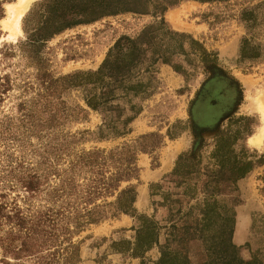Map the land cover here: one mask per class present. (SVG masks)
<instances>
[{"label": "trees", "instance_id": "trees-1", "mask_svg": "<svg viewBox=\"0 0 264 264\" xmlns=\"http://www.w3.org/2000/svg\"><path fill=\"white\" fill-rule=\"evenodd\" d=\"M179 1L40 0L21 17L22 38L1 44L0 63L18 68L0 72V100L13 88L18 91L13 110L0 114V264H79L81 239L76 236L86 226L120 214L134 219V234L132 240L111 241L115 252L137 257L143 264V254L157 244L159 227L133 207L136 152L145 148L138 149L135 143L109 149L77 146L87 139L101 141L126 132L125 126L139 111L134 99L148 94L156 63L183 72L174 56L183 55L191 64L195 59L188 55L193 54L203 66L214 65L213 55L197 40L169 29L163 20V12ZM259 7H264V0L242 8L239 19L253 24ZM120 13L159 18L134 37L119 36L93 70L59 75L49 70L43 49L54 35ZM2 14L0 1V18ZM238 51L240 59L260 55L246 37L241 38ZM124 108L130 114L120 118ZM87 109L101 116L94 130L63 129L68 122L85 119ZM238 134L237 129L219 134L209 153L212 161L202 181L204 197L193 227L204 244L205 257L199 264H264L261 249L246 260L237 255L231 241L234 214L227 208L218 210L214 199L221 186L235 183L263 161L237 155L232 146ZM153 137L148 133L138 139ZM157 143L153 139L147 145L152 148ZM197 164L179 154L171 175L182 177L177 182L183 183V175L191 172L188 167ZM188 228L192 227L184 225L182 233L187 234ZM167 240L158 246L154 264H192L184 251L171 248Z\"/></svg>", "mask_w": 264, "mask_h": 264}, {"label": "rangeland", "instance_id": "rangeland-1", "mask_svg": "<svg viewBox=\"0 0 264 264\" xmlns=\"http://www.w3.org/2000/svg\"><path fill=\"white\" fill-rule=\"evenodd\" d=\"M0 1L3 13L0 18L1 46L3 42L14 43L23 34L20 32L15 38H9L10 32L2 27L1 21L7 16V3L16 0ZM38 1L32 0L25 12ZM258 1L200 3L181 0L167 8L162 14L167 27L197 40L213 55L214 65L203 66L193 54L188 55L195 59L191 64L184 61L183 55L174 56L173 60L180 62L183 72L156 63L148 94L134 99L139 111L125 126L126 132L101 141L87 139L77 146L109 149L122 143H135L136 148H145L136 152L138 172L137 181L132 180L136 182L133 207L137 214L151 217L159 230L157 244L143 254V264H154L158 246L167 239H170L169 246L184 251L192 264H199L204 259L200 232L193 230L204 197L202 181L209 173L212 161L209 153L214 139L236 129L239 134L232 147L237 155L245 153L254 160L262 158L263 161L254 164L235 183L221 186L214 199L218 210L227 208L234 214L231 241L237 255L246 260L256 250L264 251V7L256 9L253 24L239 19L242 8L251 7ZM158 18L120 13L65 29L48 40L43 49L49 70L54 75L93 70L119 36L134 37ZM242 37L257 46L258 58H239ZM183 46L188 48L186 44ZM10 60L15 63L16 57ZM3 63H0V72L18 68L17 65L6 67ZM17 91L13 88L0 100V114L13 110ZM71 97L76 99L72 94ZM128 114L130 112L124 108L120 118ZM100 122V114L87 109L85 119L68 122L63 129L71 133L94 130ZM148 133H154L155 137L138 139ZM260 134L262 138L258 145L251 139ZM153 139L158 143L150 148L147 144ZM179 154L198 162L188 167L191 172L183 175V183L177 182L182 177L171 175ZM133 224L132 217L120 214L86 226L76 236L81 239L79 264H139V258L115 252L109 246L111 241L132 240ZM184 225L192 227L188 228L187 234L182 233Z\"/></svg>", "mask_w": 264, "mask_h": 264}, {"label": "bare ground", "instance_id": "bare-ground-1", "mask_svg": "<svg viewBox=\"0 0 264 264\" xmlns=\"http://www.w3.org/2000/svg\"><path fill=\"white\" fill-rule=\"evenodd\" d=\"M31 1L32 0H16L14 2L7 3V16L2 19L1 23L3 28L9 30V38H15L21 32L19 26L20 19ZM261 138L262 134L253 137L251 140L255 141L259 145L261 143Z\"/></svg>", "mask_w": 264, "mask_h": 264}]
</instances>
